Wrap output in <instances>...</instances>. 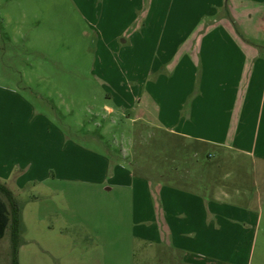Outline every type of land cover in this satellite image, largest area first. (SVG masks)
<instances>
[{
	"label": "crops",
	"instance_id": "obj_1",
	"mask_svg": "<svg viewBox=\"0 0 264 264\" xmlns=\"http://www.w3.org/2000/svg\"><path fill=\"white\" fill-rule=\"evenodd\" d=\"M74 1L96 30L99 64L115 57L110 71L99 69L112 74L102 84L115 104L105 109L138 123L137 137L149 128L178 137L180 164L137 172L132 160L76 142L69 120L2 86L0 180L44 186L47 215L58 219L71 186L93 194L88 221L73 216L93 227L100 253H83L79 264H108L122 248L126 264H246L264 213V0ZM119 72L124 79L113 82ZM116 207L127 208L126 225H116ZM116 231L126 240L106 235ZM7 234L10 223L0 241Z\"/></svg>",
	"mask_w": 264,
	"mask_h": 264
},
{
	"label": "rangeland",
	"instance_id": "obj_2",
	"mask_svg": "<svg viewBox=\"0 0 264 264\" xmlns=\"http://www.w3.org/2000/svg\"><path fill=\"white\" fill-rule=\"evenodd\" d=\"M98 45L96 30L74 0H0V87L16 88L31 106L45 114L52 113L61 124L69 120L73 140L101 153L110 151L126 161L132 160L137 172L151 174L152 167L159 163L167 168L178 167L180 163L173 159L179 154L178 137L157 128H149L148 135L137 137L133 130L138 123L132 124L124 115L110 114L105 109L106 103L115 104L106 96L109 90L102 84L112 74L105 75L99 69L106 65L104 70L110 71L116 65L115 57L109 54L99 64L102 57L97 52ZM124 75L115 73L113 82L118 77L124 79ZM29 112L33 113L32 107ZM246 164L251 161L246 159ZM79 174L86 175L71 171V175ZM249 184L255 189L253 179ZM11 188L19 193L22 212L19 264H79L83 253L89 260L100 253L95 248L99 239L93 227L73 216V212L80 213L88 221L87 216L94 214L92 193L84 194L82 188L71 186L67 194L69 209L58 219L47 215L46 204L51 203L42 196L47 193L44 186ZM53 196L58 199L60 195ZM123 208H115L119 227L128 220L127 208ZM106 235L111 239L117 236L120 242L126 240L118 231ZM11 242L10 234L0 241V263L11 264ZM116 253L119 260L108 264H126L127 251L122 248ZM246 264H264V213L257 240L251 252L246 251Z\"/></svg>",
	"mask_w": 264,
	"mask_h": 264
},
{
	"label": "trees",
	"instance_id": "obj_3",
	"mask_svg": "<svg viewBox=\"0 0 264 264\" xmlns=\"http://www.w3.org/2000/svg\"><path fill=\"white\" fill-rule=\"evenodd\" d=\"M0 193H2L8 200L10 208L0 196V238L5 232V228L11 224V240L13 250V264H19L18 249L20 246V233L22 224V212L20 203L17 200L14 192L6 184L0 180Z\"/></svg>",
	"mask_w": 264,
	"mask_h": 264
}]
</instances>
